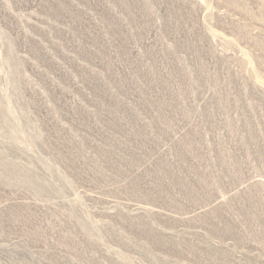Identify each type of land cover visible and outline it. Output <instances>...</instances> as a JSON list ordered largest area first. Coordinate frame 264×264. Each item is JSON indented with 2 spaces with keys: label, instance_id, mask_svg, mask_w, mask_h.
Returning a JSON list of instances; mask_svg holds the SVG:
<instances>
[{
  "label": "rangeland",
  "instance_id": "obj_1",
  "mask_svg": "<svg viewBox=\"0 0 264 264\" xmlns=\"http://www.w3.org/2000/svg\"><path fill=\"white\" fill-rule=\"evenodd\" d=\"M0 264H264V0H0Z\"/></svg>",
  "mask_w": 264,
  "mask_h": 264
}]
</instances>
